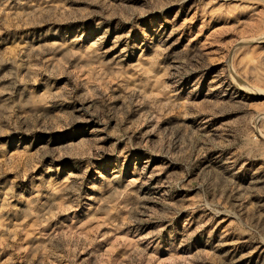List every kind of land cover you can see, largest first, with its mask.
Here are the masks:
<instances>
[{
    "label": "rangeland",
    "instance_id": "obj_1",
    "mask_svg": "<svg viewBox=\"0 0 264 264\" xmlns=\"http://www.w3.org/2000/svg\"><path fill=\"white\" fill-rule=\"evenodd\" d=\"M0 264H264V0H0Z\"/></svg>",
    "mask_w": 264,
    "mask_h": 264
}]
</instances>
